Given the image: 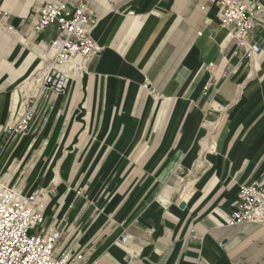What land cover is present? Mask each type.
I'll return each instance as SVG.
<instances>
[{"label": "crops", "instance_id": "0c3cea01", "mask_svg": "<svg viewBox=\"0 0 264 264\" xmlns=\"http://www.w3.org/2000/svg\"><path fill=\"white\" fill-rule=\"evenodd\" d=\"M39 3L0 0V183L44 190L75 264H264V223L226 224L264 173V11L246 56L204 0H92L100 51L55 94Z\"/></svg>", "mask_w": 264, "mask_h": 264}, {"label": "built area", "instance_id": "2783aa9c", "mask_svg": "<svg viewBox=\"0 0 264 264\" xmlns=\"http://www.w3.org/2000/svg\"><path fill=\"white\" fill-rule=\"evenodd\" d=\"M92 0H40L31 15V26L39 34L50 26L56 37L47 49L52 58L42 78L45 90L58 94L68 88L84 69V61L99 53L91 38L98 16L91 9ZM218 8L220 25L229 30V37L246 56L258 54L260 46L250 42L264 7L259 0H204ZM205 7V6H203ZM8 14L0 11V33L9 29ZM73 69L63 67L72 63ZM212 66V64H209ZM144 88L148 83L143 84ZM32 119L27 112L14 126L24 130ZM44 190L29 195L0 185V264H75L72 256L59 251L61 232L57 226L43 230ZM264 223V173L258 180L239 186L236 208L227 219V226ZM40 228L38 233H31ZM127 235L119 238L126 245Z\"/></svg>", "mask_w": 264, "mask_h": 264}, {"label": "rangeland", "instance_id": "374dc122", "mask_svg": "<svg viewBox=\"0 0 264 264\" xmlns=\"http://www.w3.org/2000/svg\"><path fill=\"white\" fill-rule=\"evenodd\" d=\"M48 64H49V63H48ZM47 66H48V65H47ZM63 69H64V67H63ZM64 70L67 71V69H64ZM82 72H83V71H82ZM82 72H81V73H82ZM29 123H30V122H28V125H29ZM15 125H16V124H15ZM15 125H14V126H15ZM28 125H27V126H28ZM14 126H12V127L10 128V129H11V130H10V131H11V134H10L11 137H10V138L13 137V138L17 139L19 136H22V134L26 132L27 126H26V129H24V130L22 129V130H18V131H15V130H14ZM1 184L5 185V187H7L8 189L15 190V191L18 192L19 194L24 195L23 193H21V192L19 191V187H20L21 184H19V185L16 186V187L14 186L13 182H11V183L9 182V184L7 183V184H8V185H7V184H5V183H3V182L1 181ZM27 195H29V194H27ZM69 254H70V253H69Z\"/></svg>", "mask_w": 264, "mask_h": 264}, {"label": "bare ground", "instance_id": "6f19581e", "mask_svg": "<svg viewBox=\"0 0 264 264\" xmlns=\"http://www.w3.org/2000/svg\"><path fill=\"white\" fill-rule=\"evenodd\" d=\"M72 65H74L73 62L70 63V64H68V65H66L65 68H66V69H70V68L73 69V66H72ZM46 71H47V70H46V68H45L43 72H39L37 76H33V77L31 78V81H32V82L35 81V82L40 83L41 80H42V78H43V75L45 74ZM0 185L3 186L4 188H7V187H5V185H3V184H1V183H0Z\"/></svg>", "mask_w": 264, "mask_h": 264}]
</instances>
